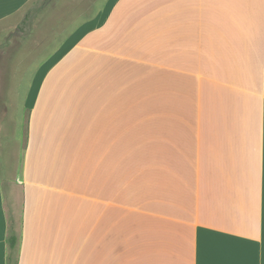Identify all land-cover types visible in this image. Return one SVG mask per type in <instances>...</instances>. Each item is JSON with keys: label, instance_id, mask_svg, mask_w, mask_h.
Returning <instances> with one entry per match:
<instances>
[{"label": "crops", "instance_id": "crops-1", "mask_svg": "<svg viewBox=\"0 0 264 264\" xmlns=\"http://www.w3.org/2000/svg\"><path fill=\"white\" fill-rule=\"evenodd\" d=\"M28 1L0 0V65L31 63L0 264L10 215L17 264H264V0H106L49 56L11 41Z\"/></svg>", "mask_w": 264, "mask_h": 264}, {"label": "rangeland", "instance_id": "rangeland-1", "mask_svg": "<svg viewBox=\"0 0 264 264\" xmlns=\"http://www.w3.org/2000/svg\"><path fill=\"white\" fill-rule=\"evenodd\" d=\"M105 2L106 0H30L23 7L17 22L13 24L14 33H11V41H18L17 36L19 40L25 39L28 42L40 39L48 44L43 49V55L49 56L70 34V26L75 27L84 20L92 19ZM68 24L69 29L66 27ZM15 27H20L22 31L18 32ZM23 66L25 67L23 79L19 80L18 71ZM30 67L31 63L27 58H23L20 63L0 65V170L2 172L5 170L3 159L7 154L11 157L12 163H16L18 147L15 142L18 135L26 132L28 111H25V94L28 93L31 84V81H27ZM79 72L82 74V70ZM60 83L66 89L68 84L70 86L73 84V80L65 82L63 78ZM78 86L83 87V80H80V84L77 83V89L80 88ZM17 92H22V95L19 97L16 94V97H11ZM6 183L4 181V189H7ZM10 220L15 229L17 221L12 215Z\"/></svg>", "mask_w": 264, "mask_h": 264}, {"label": "trees", "instance_id": "trees-1", "mask_svg": "<svg viewBox=\"0 0 264 264\" xmlns=\"http://www.w3.org/2000/svg\"><path fill=\"white\" fill-rule=\"evenodd\" d=\"M19 30L22 31L20 27H19ZM8 243H9L10 253L7 258V264H17L16 254H15L16 245H17V235L12 225H10V234L8 237Z\"/></svg>", "mask_w": 264, "mask_h": 264}]
</instances>
